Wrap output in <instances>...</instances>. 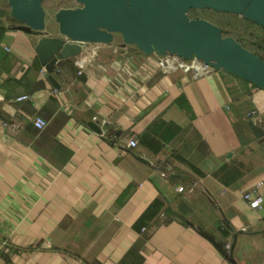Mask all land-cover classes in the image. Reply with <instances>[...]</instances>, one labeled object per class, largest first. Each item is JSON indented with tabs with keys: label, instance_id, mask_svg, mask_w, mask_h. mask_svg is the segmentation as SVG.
Here are the masks:
<instances>
[{
	"label": "crops",
	"instance_id": "obj_1",
	"mask_svg": "<svg viewBox=\"0 0 264 264\" xmlns=\"http://www.w3.org/2000/svg\"><path fill=\"white\" fill-rule=\"evenodd\" d=\"M5 13L0 264H232L206 235L224 251L233 234L236 264H264V201L242 198L262 181L264 200V134L249 125L264 129L263 89L160 70L118 40L64 59L56 87Z\"/></svg>",
	"mask_w": 264,
	"mask_h": 264
},
{
	"label": "water",
	"instance_id": "obj_2",
	"mask_svg": "<svg viewBox=\"0 0 264 264\" xmlns=\"http://www.w3.org/2000/svg\"><path fill=\"white\" fill-rule=\"evenodd\" d=\"M73 1L75 7H60L54 12L57 28L49 34L43 0H7L15 27L37 37L36 55L56 87L52 72L64 59L78 55L88 43L118 40L119 48L133 46L144 55L196 58L264 90V60L259 55L232 36H224L218 25L189 16L191 10L210 9L239 15L264 29V0ZM249 125L255 135L264 134L259 125L252 121ZM235 236L227 253L212 237L206 238L236 264L232 257Z\"/></svg>",
	"mask_w": 264,
	"mask_h": 264
},
{
	"label": "built area",
	"instance_id": "obj_3",
	"mask_svg": "<svg viewBox=\"0 0 264 264\" xmlns=\"http://www.w3.org/2000/svg\"><path fill=\"white\" fill-rule=\"evenodd\" d=\"M75 6H71V7H75ZM125 48H121V49H125ZM156 57H157L158 68L164 71L180 70L187 74H191L194 77H198V76L210 74L217 70L211 65L205 62H202L196 58L185 59V58H181L175 55H165V56L156 55ZM42 72L43 73L46 72L44 67L42 68ZM26 97H27L26 95H23V96L18 97V99H24ZM106 123H107L106 120L104 119L101 120L102 125H105ZM33 124L37 129L42 130L45 128L47 122L43 118L37 116L34 118ZM127 145L128 147L132 148L136 145V142L133 138H130L127 141ZM161 176H165V174L162 172ZM261 185H262V181L256 182L255 186L252 189L244 192L242 195V198L246 201L248 206L251 208H259L263 204V201H264L263 196L259 192V188ZM177 190L181 191L182 186L177 187ZM229 248H230V243H226L225 249L228 250Z\"/></svg>",
	"mask_w": 264,
	"mask_h": 264
},
{
	"label": "rangeland",
	"instance_id": "obj_4",
	"mask_svg": "<svg viewBox=\"0 0 264 264\" xmlns=\"http://www.w3.org/2000/svg\"><path fill=\"white\" fill-rule=\"evenodd\" d=\"M5 3L6 0H0V9ZM60 5L64 7H71V6H75L76 3L73 0H44V8L46 11L45 28H48L50 25L54 23L53 14ZM189 16L193 18L206 19L218 25L220 28L227 30V32L239 33L240 35H242L243 38L248 40L249 39L259 40L260 42V39L256 38L257 35H260L263 37V39L261 40L262 43L259 44H261L264 49V32H262L259 28L254 27L251 24L243 21L241 19V16L239 15L217 12L210 9H195L189 12ZM224 36H231V35H224ZM263 49L260 50V53L264 55Z\"/></svg>",
	"mask_w": 264,
	"mask_h": 264
},
{
	"label": "trees",
	"instance_id": "obj_5",
	"mask_svg": "<svg viewBox=\"0 0 264 264\" xmlns=\"http://www.w3.org/2000/svg\"><path fill=\"white\" fill-rule=\"evenodd\" d=\"M43 5H44V0H43ZM60 7H62V5H60L58 8H60ZM5 8H6V9H9V6H8V4H7V0H6V3H5V4L1 7V9H0V13H1V14H3V12L5 13ZM58 8H57V9H58ZM191 11H192V10H191ZM5 15H7V12L5 13ZM233 15H235V14H233ZM241 19H242L243 21H245V22L251 24L252 26L259 28L262 32H264V29H263L261 26L255 24V23H253V22H250V21H248V20H245V19H243L242 17H241ZM221 31H222V34H223V35H231V36H233V38H234L235 40H237L239 43H241L244 47H246L247 49H249L251 52H253V53L259 55V56L264 60V55L260 53V50H262L263 47H262L261 44H259V43H262V41H261V40L263 39L262 36L257 35L256 38H257V39H260V42H259V40H251V39L248 40V39H245V38H243L242 35H240L239 33H230V32H227V30H224L223 28H221ZM263 50H264V49H263ZM224 252H226V253L228 252V250L225 249V245H224Z\"/></svg>",
	"mask_w": 264,
	"mask_h": 264
}]
</instances>
